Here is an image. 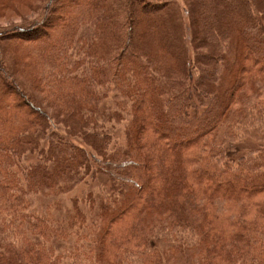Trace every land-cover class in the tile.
<instances>
[{
    "label": "trees",
    "instance_id": "trees-1",
    "mask_svg": "<svg viewBox=\"0 0 264 264\" xmlns=\"http://www.w3.org/2000/svg\"><path fill=\"white\" fill-rule=\"evenodd\" d=\"M263 130L264 0H0V264H264Z\"/></svg>",
    "mask_w": 264,
    "mask_h": 264
},
{
    "label": "rangeland",
    "instance_id": "rangeland-1",
    "mask_svg": "<svg viewBox=\"0 0 264 264\" xmlns=\"http://www.w3.org/2000/svg\"><path fill=\"white\" fill-rule=\"evenodd\" d=\"M123 128V124H116L113 125L111 131L120 137ZM255 145L264 148V130L260 136L259 142ZM29 158L34 160L36 156H27L25 160H23V163L28 162ZM92 185L94 186L93 191L97 192V194L101 192L100 190H107L106 181L102 178L95 179ZM87 187L88 186H85L83 188ZM83 188L79 187L72 193L56 199L40 198L36 206V211L39 215H43L49 222L51 220L57 221L58 241H56L55 244L56 246L59 245L57 250L64 256V264H85V260H87L88 257V249L93 243L91 231L93 228L95 230L96 225L92 221L93 215L91 214V210L84 201L88 191ZM79 210L87 216H85V218L81 217ZM52 225L54 226V224L51 223V228L48 233L53 231L54 228ZM7 236L10 237L11 234H7ZM165 237H167V235Z\"/></svg>",
    "mask_w": 264,
    "mask_h": 264
}]
</instances>
